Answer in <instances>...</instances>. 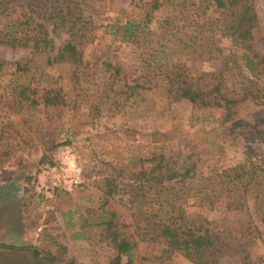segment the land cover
<instances>
[{
    "label": "rangeland",
    "instance_id": "1",
    "mask_svg": "<svg viewBox=\"0 0 264 264\" xmlns=\"http://www.w3.org/2000/svg\"><path fill=\"white\" fill-rule=\"evenodd\" d=\"M253 4L251 46L261 56L264 0ZM79 6L78 23L90 30L81 44L88 63L83 70L68 62L48 64L68 39L64 32L54 36L48 53L0 45V264H112L110 231L133 243L119 264H196L178 253L166 256L155 239L154 222L165 203L167 213L171 205L180 207L197 227L224 241L248 227L245 251L219 264H264V111L261 99L252 97L264 88V74L249 67L227 38L212 59L185 48L189 41L173 26L180 21L165 0L153 11L152 0H81ZM147 18L148 34L137 43L113 26L128 20L143 25ZM10 22L0 18V26ZM28 59L26 72L15 71L14 62ZM165 60L184 65L187 81L200 85L220 75L222 94L237 100L235 129L222 108L173 100L159 72ZM103 62L118 64L119 74L110 76ZM19 85L38 94L58 92L64 103L29 104L17 96ZM252 127L258 133L245 137ZM159 150L192 166L189 176L155 184L149 173L141 175ZM249 160L259 169L242 207L214 210L199 202L202 188L221 185L216 174Z\"/></svg>",
    "mask_w": 264,
    "mask_h": 264
},
{
    "label": "trees",
    "instance_id": "2",
    "mask_svg": "<svg viewBox=\"0 0 264 264\" xmlns=\"http://www.w3.org/2000/svg\"><path fill=\"white\" fill-rule=\"evenodd\" d=\"M165 1L170 3L172 11L176 12V19L180 21L173 26L189 41L185 48H190L198 57L212 59L221 50L217 43L222 38H227L234 47L241 50L242 57L249 67L254 66L258 74H264V52L259 56L253 52L251 46L253 30L257 26L253 0H191V3L189 0ZM80 2L81 0H0V18L11 21L9 25L0 26V45L12 50L30 47L31 54L48 53L54 49V36L64 32L68 34V39L56 49L53 58L47 57V62H68L74 65L75 70H83L88 63L82 60L81 44L89 40L90 30L85 23H78L81 19ZM162 2L163 0H152L151 10L159 9ZM148 21L147 18L143 25L135 20H128L124 24L114 21L113 26L117 31L121 30L123 38L137 43L142 35L148 34L144 32ZM29 60L25 63L14 62L15 71L26 72ZM102 64L106 71H110V76L119 74L118 64ZM183 66H169L166 60L160 64L159 72L165 77L167 94L173 100H184L203 108H222L225 110V121L230 123L228 127L234 130L240 121L238 119L234 124L231 123L237 115L236 111L232 110L237 100L222 94L220 75H211L208 81L200 85L198 81H187ZM17 91V96L29 104L37 103L39 99H42L45 105L51 106L64 103L58 92L53 95L49 92L38 94L36 88L29 85H19ZM252 95L253 98L261 99L258 103L263 105L264 111V88H256ZM259 122L264 123V112ZM257 133V129L252 127L244 136H255ZM148 159V172L143 171L140 174L149 173V179L155 184L184 180L193 170L186 162L178 165V161L164 150L153 152ZM258 169L259 164L249 160L234 168L223 170L216 174L217 177H223L220 183L222 186L202 188L199 192V202L214 210H234L242 207L248 185L257 177ZM168 207V203L159 206L158 219L154 222L157 231L155 239L164 244L162 252L166 256L178 253L196 264H219L224 256L230 257L244 252V246L250 242L248 227L241 230L240 235H229L228 240L224 241L218 233L207 227H197L195 221L189 220L180 207L171 205L172 211L167 213L165 210ZM108 225L112 226V223L109 222ZM109 235L116 251L112 264H119L121 256L129 258L133 243L116 232L110 231ZM129 262L128 259L126 264Z\"/></svg>",
    "mask_w": 264,
    "mask_h": 264
}]
</instances>
